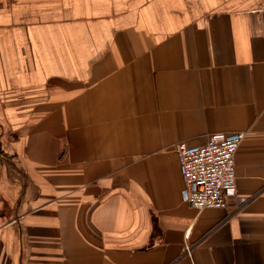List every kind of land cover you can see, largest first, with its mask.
Listing matches in <instances>:
<instances>
[{"label": "crops", "instance_id": "crops-1", "mask_svg": "<svg viewBox=\"0 0 264 264\" xmlns=\"http://www.w3.org/2000/svg\"><path fill=\"white\" fill-rule=\"evenodd\" d=\"M222 132L197 210L177 144ZM0 264H264V0H0Z\"/></svg>", "mask_w": 264, "mask_h": 264}, {"label": "built area", "instance_id": "built-area-1", "mask_svg": "<svg viewBox=\"0 0 264 264\" xmlns=\"http://www.w3.org/2000/svg\"><path fill=\"white\" fill-rule=\"evenodd\" d=\"M245 135L246 132H222L212 134L202 144H177L184 201L191 207L222 209L227 206L228 196L237 195L236 153Z\"/></svg>", "mask_w": 264, "mask_h": 264}]
</instances>
